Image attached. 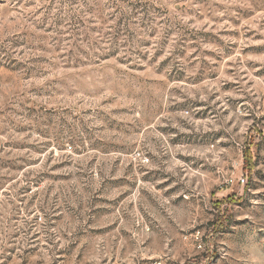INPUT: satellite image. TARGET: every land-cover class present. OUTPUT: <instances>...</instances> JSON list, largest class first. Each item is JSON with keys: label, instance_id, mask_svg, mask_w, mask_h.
Instances as JSON below:
<instances>
[{"label": "rangeland", "instance_id": "obj_1", "mask_svg": "<svg viewBox=\"0 0 264 264\" xmlns=\"http://www.w3.org/2000/svg\"><path fill=\"white\" fill-rule=\"evenodd\" d=\"M0 264H264V0H0Z\"/></svg>", "mask_w": 264, "mask_h": 264}, {"label": "built area", "instance_id": "obj_2", "mask_svg": "<svg viewBox=\"0 0 264 264\" xmlns=\"http://www.w3.org/2000/svg\"><path fill=\"white\" fill-rule=\"evenodd\" d=\"M241 181L244 183L246 181V179L244 177H242Z\"/></svg>", "mask_w": 264, "mask_h": 264}]
</instances>
